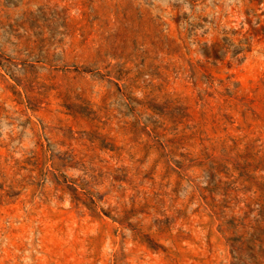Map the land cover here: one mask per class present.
I'll return each mask as SVG.
<instances>
[{
    "label": "rangeland",
    "instance_id": "rangeland-1",
    "mask_svg": "<svg viewBox=\"0 0 264 264\" xmlns=\"http://www.w3.org/2000/svg\"><path fill=\"white\" fill-rule=\"evenodd\" d=\"M0 264H264V0H0Z\"/></svg>",
    "mask_w": 264,
    "mask_h": 264
}]
</instances>
